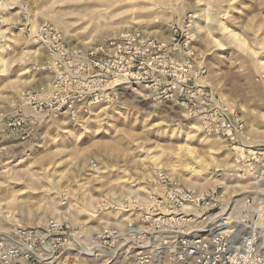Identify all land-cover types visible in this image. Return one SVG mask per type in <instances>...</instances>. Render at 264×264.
I'll use <instances>...</instances> for the list:
<instances>
[{"label": "rangeland", "instance_id": "obj_1", "mask_svg": "<svg viewBox=\"0 0 264 264\" xmlns=\"http://www.w3.org/2000/svg\"><path fill=\"white\" fill-rule=\"evenodd\" d=\"M222 218L264 229V0H0L6 264H193Z\"/></svg>", "mask_w": 264, "mask_h": 264}, {"label": "built area", "instance_id": "obj_2", "mask_svg": "<svg viewBox=\"0 0 264 264\" xmlns=\"http://www.w3.org/2000/svg\"><path fill=\"white\" fill-rule=\"evenodd\" d=\"M224 220L218 219L219 224L211 225L208 230L188 234L183 247H177L180 250L178 259L189 257L193 264H264V229H256L242 222L243 227L235 225V228L221 229L222 224H226ZM31 235L17 229L10 237V246L2 247L0 240L1 264L10 261L18 263L19 247L26 252L32 251Z\"/></svg>", "mask_w": 264, "mask_h": 264}]
</instances>
